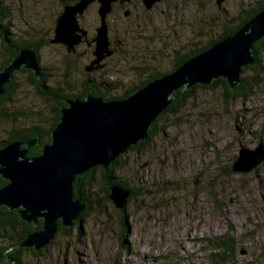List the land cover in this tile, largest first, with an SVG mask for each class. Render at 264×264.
Listing matches in <instances>:
<instances>
[{"label": "rangeland", "instance_id": "obj_1", "mask_svg": "<svg viewBox=\"0 0 264 264\" xmlns=\"http://www.w3.org/2000/svg\"><path fill=\"white\" fill-rule=\"evenodd\" d=\"M261 1L223 0L218 7L204 0V36L200 42L216 38L223 27L235 26ZM61 2L0 0V6L7 9L8 29L16 40L37 42L53 37ZM150 16L159 20L157 15ZM165 18L162 22L167 21ZM81 23L89 30L97 25L95 6L85 12ZM176 39L168 41L167 47L178 49L181 37ZM191 41L198 42L196 34ZM141 43H133L128 51L120 50L109 58L105 71L95 75L117 83L108 97L117 99L145 80L147 66L142 65L141 71L140 59L146 57L149 65H155L153 55L144 51L147 43L140 49ZM38 54L52 85L69 89L71 94L83 89L84 66L89 61L51 43ZM154 56L160 61L157 72L170 69V57ZM5 59L0 35V65ZM260 59L258 74L248 71L241 75L248 80L258 77V85L247 99L226 98L222 86L196 89L178 114L161 116L158 134L147 149L122 154L124 167L114 175L139 190L124 211L106 198L101 173L95 172L96 183L91 190L95 202L90 213L75 221L68 232L58 225L53 243L42 248L39 255L33 254V248L23 249L20 264H207L212 253L210 240L219 237L233 242L232 264H264V161L248 173L232 171L241 147L254 149L264 144V53ZM15 80L19 88L12 97V108L23 112L21 124L43 125L51 120V103L38 94V84H31L28 74L19 71ZM9 128L0 124V131ZM123 217L125 226L121 224ZM10 250L3 253L9 255Z\"/></svg>", "mask_w": 264, "mask_h": 264}, {"label": "water", "instance_id": "obj_2", "mask_svg": "<svg viewBox=\"0 0 264 264\" xmlns=\"http://www.w3.org/2000/svg\"><path fill=\"white\" fill-rule=\"evenodd\" d=\"M94 0H79L64 6L55 21L51 44L63 45L68 53L86 39L87 32L79 28L78 17ZM116 0H98L100 24L93 40L94 59L85 67L90 73L102 69L110 57L106 17ZM145 7L160 0H142ZM218 7L223 0H215ZM264 38V10L249 19L239 30L208 46L185 61L176 70L153 79L125 98L104 99L87 95L84 99L66 101L60 118L51 132L50 142L41 153H27L39 144L37 138L12 142L0 149V177L7 183L0 188V206L16 210L21 220L34 230L16 248H33L35 252L53 243L58 225L69 228L85 210L80 199H74L73 183L92 168H107L131 146L145 140L155 120L173 102L178 90L190 91L195 86H208L218 79L226 80L228 90L237 89L243 68L254 64L252 46ZM25 69L39 79L42 74L34 48H23L0 70V97L16 72ZM200 89V88H198ZM264 161V145L241 147L232 171L248 173ZM128 194L110 188L109 199L123 208ZM39 220L41 228L38 229ZM41 253V252H40ZM9 258L0 253V264ZM11 263L12 259L6 260Z\"/></svg>", "mask_w": 264, "mask_h": 264}, {"label": "trees", "instance_id": "obj_3", "mask_svg": "<svg viewBox=\"0 0 264 264\" xmlns=\"http://www.w3.org/2000/svg\"><path fill=\"white\" fill-rule=\"evenodd\" d=\"M78 0H62L61 3L62 6L73 4L77 2ZM1 5V4H0ZM264 10V1L258 2L256 6L249 9L247 12H245V16L242 19H239V22L235 26L231 27H223L222 33L218 34V36L214 39H211L207 41L202 48H200L197 52L191 53L189 56H185L181 58V60H178L177 65L174 66V68L170 71L166 72H156L151 77L150 80L146 81L145 83H140L139 86H136L135 88H131L130 90L124 92L119 97L115 98H125L132 94L135 90L145 86L147 83L152 81L153 79L160 78L163 75H166L168 73L173 72L176 70L179 66H181L185 61L190 59L191 57L201 53L204 51L208 46L211 44L222 40L226 38L229 34L239 30L249 19L254 17L256 14ZM9 14L7 12V9L3 6H0V35L2 38L3 47L5 49L6 53V59L2 62L0 65V70L3 69L8 63H10L18 54V51L23 48H34L35 53L37 55L38 61L39 59V50L43 46H48L50 43V39L45 40H38L37 42H29L27 40L21 39L16 40L14 37V34L9 32L8 26L10 25ZM5 22L4 25H2V22ZM11 27V26H10ZM13 37V38H12ZM252 53L253 58L255 60L254 64L251 66H248L246 68H243L242 75L246 74L248 71H251L253 74H258L260 72V68L262 65L260 55L264 53V38H261L252 46ZM43 69V73L41 78L35 79L32 75L31 71L28 70H20L19 72H24L28 74L29 81L33 85L38 84V94L45 100L50 102L51 109L50 113L52 115L51 120L45 121V124L38 125V124H31V125H23L19 120L23 119V112L14 110L12 105V97L17 92L19 86L15 80V74H14L13 80L6 86V92L0 97V124L4 123L6 125H9L8 130H1L0 133L2 134V137L5 136V138L1 137L0 134V149L12 142H23V141H30L34 138H37L39 141V144L34 146L30 151H28L27 156L32 158L35 156H38L41 153L42 146L50 142L51 138V132L56 127L57 123L59 122L60 118V110L62 108L67 107L66 101L68 100H74V99H84L87 95H93L98 96L104 99H112L111 97H108L110 91L115 90L116 88L113 84V81L104 80L102 77H100V80H98L99 84H92V86L84 87L80 92L71 94L69 89H63L60 86H54L53 83L50 82V74H48L45 68ZM257 76H255L254 79H247L246 76H241V83L239 87L233 91L228 90V85L226 83V80L224 79H218L214 81L212 84L208 86H195L190 91H184V90H178L174 93V100L173 102L166 108V110L155 120V122L152 124L148 137L137 143L134 146H131L128 151L130 152H138L141 150H145L150 145L151 141L154 139V137L158 134V127L157 123L159 120H162V115H176L178 114L183 107H185L186 101L195 93V90L198 88L213 90L217 86H222L225 90V97L230 100H241L244 101L249 96L252 95L254 89L258 85ZM104 82V83H103ZM103 83V84H101ZM50 84V85H49ZM69 84V83H68ZM162 116V117H161ZM124 167V162L122 155H120L118 158L114 160L113 163H111L107 168L102 167H95L92 168L90 171L77 176L75 178V181L73 183V196L74 199H80L81 202L85 206V210L80 214L79 218L76 220L81 221L84 217H86L90 211L92 210V204H94L95 200L91 197V190L94 188L95 185V172L100 171L101 173V181L103 185L105 186V196L106 198H109L110 195V188L116 187L118 189H121L122 191L126 192L128 194L127 199L125 200V203L123 205L122 211L125 210L127 204L130 203V200L137 197L139 194V190L137 191L134 189H131L129 186H127L122 180L118 179L114 174L119 172ZM120 178V177H119ZM7 182L3 180L0 177V188H2ZM38 229L41 228V221H39ZM121 224L125 226V220L124 217L121 220ZM60 229H62L64 232H68L69 228H65L62 226H59ZM34 230L33 225L27 224L24 221L21 220L20 216L17 214L16 210L10 211L5 206H0V242L4 243L3 246H0V253H3L7 250H10L9 257L14 261L15 264H20V255L23 251V249L16 248V246L21 243L24 238L31 233ZM228 234H226L227 236ZM122 242H124V233L121 235ZM209 249H212V253L210 252L209 256L207 257V264H232L231 260L235 257V247L233 245V242L226 237H219L214 238L210 240ZM34 255H39L41 251L34 252L32 250ZM3 264H10L7 261Z\"/></svg>", "mask_w": 264, "mask_h": 264}, {"label": "flooded vegetation", "instance_id": "obj_4", "mask_svg": "<svg viewBox=\"0 0 264 264\" xmlns=\"http://www.w3.org/2000/svg\"><path fill=\"white\" fill-rule=\"evenodd\" d=\"M203 1L204 0H160L156 1L150 9H147L142 0H116L112 3L111 11L106 17L107 38L109 42V50L112 51V54L102 62L104 64V67L102 69L88 73L85 71V67L89 65V63L94 59L93 51L95 48V43L93 42V40L96 36V28L100 24V18L98 16L99 3L98 0H94L86 9V11L90 7H96L97 25L93 27L92 30H89L81 23V19L83 18L86 11L83 13V15L79 16V28L86 31L87 36L86 39H82V41L75 46L74 52L69 53L76 58L81 57L84 60L89 61V63L84 66L85 73L83 74L85 80L83 82V88L90 85L92 86V84L95 83L99 84L98 80H100V78L95 77V75L101 74L105 71L108 65L109 58L113 56L115 57L120 50L128 51L127 48L130 47L133 43H137V41L140 43L142 42L140 46L138 44L140 49L144 47V43H151L150 45L152 46L147 44L145 45L144 51L147 54L153 55L152 62L155 64L153 66L149 65L147 63L146 57H143V59L139 60V63L141 65L139 69H141V71H143L142 65L147 66L143 71L146 78L140 83H145L146 81L150 80L154 73L157 72V63L160 61H158L154 55H160L164 58L170 57V60H173V64L171 63L169 66L170 69L168 71H170L174 68L175 65H177L178 60H181V58L185 56H189L191 53L197 52L204 46V44L200 42V37L204 36L205 24V14L202 12ZM208 1L216 3L215 0ZM64 6H62V10ZM181 10H183V13L181 12ZM186 11H188L187 14ZM143 14H146L147 16L143 17ZM152 14L157 15L159 17V20L157 21L156 19H154V17H151L150 15ZM165 16L168 19L166 22H162L165 21ZM160 21L162 23H160ZM195 34L197 35L198 42L201 44H199L197 41H191L192 35ZM175 36L181 37V44L179 45V48H168V41H178L176 39L177 37ZM171 39L173 40L171 41ZM202 39H204V37ZM153 47H155V51H153ZM64 48L66 49V47ZM137 57L138 56L136 55V58ZM133 58H135V56H133ZM43 72L44 71L42 69V73Z\"/></svg>", "mask_w": 264, "mask_h": 264}]
</instances>
